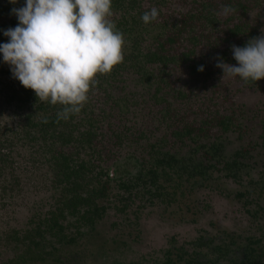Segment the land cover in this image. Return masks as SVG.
Listing matches in <instances>:
<instances>
[{"label": "rangeland", "instance_id": "obj_1", "mask_svg": "<svg viewBox=\"0 0 264 264\" xmlns=\"http://www.w3.org/2000/svg\"><path fill=\"white\" fill-rule=\"evenodd\" d=\"M224 5L235 9L227 18L218 14ZM151 8L157 19L145 24ZM112 13L123 60L95 76L81 111L60 129L70 134L67 146L30 140L43 113L31 100L16 109L15 79L0 63V264L21 255L9 233L30 229L62 200L59 154L83 165L81 185L103 188L92 201L105 207L93 231L78 220L81 210L65 216L72 234H83L63 248L65 264L161 263L171 246L205 262L206 245L222 243L224 233L241 244L264 237V79H222L215 67L217 57L234 65L231 46L264 31V0H140ZM179 24L188 27L168 34ZM159 45L171 48L167 56ZM166 154L176 165L149 184L143 174Z\"/></svg>", "mask_w": 264, "mask_h": 264}, {"label": "clouds", "instance_id": "obj_2", "mask_svg": "<svg viewBox=\"0 0 264 264\" xmlns=\"http://www.w3.org/2000/svg\"><path fill=\"white\" fill-rule=\"evenodd\" d=\"M111 5L112 0H24L22 7L10 10L17 24L2 32L7 42L0 43V63L8 65L12 78L39 101L61 105L58 120L78 114L95 76L109 73L123 60V34L109 19ZM234 12L224 5L218 14L227 18ZM157 16L158 10L151 8L141 21L148 24ZM230 50L234 65L222 57L215 64L222 79H264V31ZM197 70L203 71V66Z\"/></svg>", "mask_w": 264, "mask_h": 264}, {"label": "trees", "instance_id": "obj_3", "mask_svg": "<svg viewBox=\"0 0 264 264\" xmlns=\"http://www.w3.org/2000/svg\"><path fill=\"white\" fill-rule=\"evenodd\" d=\"M138 1L139 0H112L111 9L113 11H117L125 8V6H130L131 8L134 5H137ZM23 3L24 0H17V3L15 4L9 3V0H0V15L4 14L9 18L11 17V19L7 22H0V43L7 42V38L2 35L3 30L15 27L17 24V20L14 15L10 14V10L12 8L22 7ZM187 27L188 25L179 24L178 27L172 26V29L175 34L179 35L183 32V29ZM233 33L235 34V31ZM252 84L255 83L252 82ZM13 85L18 90L13 91L12 94L14 101L17 102V110H22L31 100L43 113L41 115V119L31 126L32 137H30V140L35 142L37 138H40L43 141L47 139L58 141L62 146L69 144L70 134L66 132L62 133L60 129L67 127L74 115H70V117L67 119L68 124L66 120H58L57 112L61 110V105H51L47 102L39 101L32 90L23 88L17 80H15ZM57 130H59V132L55 135ZM185 133L189 135L192 132L185 129ZM235 156L239 157L238 154ZM68 157L69 156L59 154L58 158L55 159L56 162L54 163L56 170L55 176L58 178L56 185L59 187L60 199L62 198V200L58 201L59 205L57 203L53 211L48 213L47 216L39 218L37 223L33 224L30 229L24 230L21 233H18L16 230H13L9 233V239L14 241L13 245L15 247H21V255L18 257V261L21 259L23 264H25V262L27 264L68 263L67 260L64 262L63 260L59 259L61 253L57 254L56 252H58V250H55V248L52 249L53 246H51L50 259H47L44 249L48 241L46 240L45 235L50 237V241L51 238H56L60 245L64 244L62 247L65 245L68 246V244L72 245L71 242L75 243L76 246L77 240L82 237V234H69V236L65 234L66 228L60 224V221H63L65 215L75 216L77 210L83 209L84 207L89 208L90 211L95 213L96 218H101V215L105 213L103 205H99L97 202L94 204L95 202L92 201L102 200L104 196L102 193V191H104L103 188L96 190L95 188H87L86 186L81 185L80 181H82V179L80 175L81 171H83V165H74L73 162L69 161ZM234 162L232 163L234 167H238V163ZM176 163V160H174V158L170 155L166 154L162 156L160 155L159 157L156 156V158L153 160L152 166L147 169L145 174L149 184H154L158 178L157 175L163 174L164 171L171 170V168L175 166ZM139 176H141V174ZM84 194L86 195L83 196ZM77 232H80V230L78 229ZM261 243V239L250 240L249 246L252 250H250V252L244 257L246 258L244 261L246 264H264V243ZM52 250L55 251L53 252ZM253 250H258V253L254 252ZM171 254V252H167L164 264H180L181 262L184 264H195L196 262L194 257H188L185 259L183 253L178 252L172 256Z\"/></svg>", "mask_w": 264, "mask_h": 264}, {"label": "flooded vegetation", "instance_id": "obj_4", "mask_svg": "<svg viewBox=\"0 0 264 264\" xmlns=\"http://www.w3.org/2000/svg\"><path fill=\"white\" fill-rule=\"evenodd\" d=\"M3 3L5 4L4 1H3ZM126 4H128V3H126ZM125 7H127L128 9H131L134 6L131 8H130V6H125ZM199 7H201L202 10H207V8H209L210 5L209 4H203L202 6H199ZM10 19H11V17L9 18L8 16H5L4 14L0 15V22L4 23V22L9 21ZM169 28L170 29H167L168 34L172 35V33H173L172 26H170ZM166 42L171 44L172 38L170 36H167L165 39V43ZM164 46L165 45H163V47L159 45V49L161 52L165 51L166 52L165 56H167V53H169L171 48H169V47L165 48ZM151 58H153L152 60H154L155 62H165V59H162V58H160V59H158V58L156 59L155 57H151ZM171 60H173V59H171ZM53 142H58V141H53ZM58 143H60V142H58ZM141 172H142V174L144 173L141 168L139 170L135 171V173H136L135 176L140 175ZM105 176L107 179H110L109 174H107ZM143 176L145 177V174H143ZM157 177H159V175H157ZM136 181H139L137 177H136ZM85 195L86 194H84L83 196H85ZM160 196H163V194H160ZM173 196L176 197L175 194ZM166 202H168L169 205H172L171 202H174V199H167L166 198ZM94 204H96V203H94ZM104 209H105V207H104ZM80 210H81L84 217L79 216L80 218L78 220L89 225L88 227H90L92 225L90 228H92L91 231H93L95 229L97 223L100 222L101 218H96L95 213L90 211L89 208L84 207L83 209H80ZM102 215H101V217H102ZM87 218H89V219H87ZM60 224H62L66 228L65 234L67 236H69V234H72V232L68 229L70 224H68V227L66 225V217L63 219V221H60ZM80 234H82V233H80ZM222 235L224 238V241L222 243H219L216 245L213 244L212 247H210L211 243L206 245V247L209 248L210 256L203 254V256L205 257V260H206L205 262L199 261V259H198L199 255H196L195 253L189 252L183 248H175L174 246H171L162 252L163 260L161 261V263L153 262V264H164L168 251L172 253L171 256L174 255L175 253L177 254L179 252V253H183L185 259H187L188 257H194L196 259L195 264H246V262H244L246 258H244V257L246 256V254H248L250 252V250H252L251 247L249 246L250 240H256V238H244V241H243L244 243L241 244V243H238L236 241V238L233 235H230L228 233H224ZM45 237H46V240L48 242H47V245H46L44 250L46 252L45 254H46V257L48 260L50 259L51 246H53L52 249L55 248V250L56 249L58 250V252H56L57 254L62 253V251L65 250L63 248H65L66 245L64 247H62L64 244L60 245V243L58 242V240L56 238H53V239L51 238V241H50V237H48L46 235H45ZM82 237H83V234H82ZM257 239H261V241H263V243H264V237L263 238L258 237ZM263 243H261V244H263ZM68 246H69V244H68ZM55 250H52V251L54 252ZM253 251L258 253V250H253ZM236 252H241L239 258L235 256ZM214 254L216 255V258L212 259ZM247 260H248V257H247ZM18 262L20 264H23L21 259ZM25 264H27V263L25 262ZM29 264H31V263H29ZM116 264H119V263H116ZM125 264H145V263L144 262L143 263L129 262V263H125ZM180 264H184V263L181 262Z\"/></svg>", "mask_w": 264, "mask_h": 264}]
</instances>
